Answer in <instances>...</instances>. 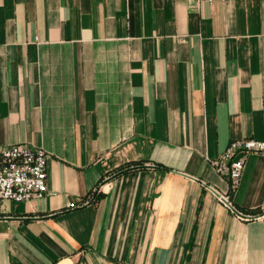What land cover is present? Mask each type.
I'll use <instances>...</instances> for the list:
<instances>
[{
  "label": "crops",
  "instance_id": "obj_1",
  "mask_svg": "<svg viewBox=\"0 0 264 264\" xmlns=\"http://www.w3.org/2000/svg\"><path fill=\"white\" fill-rule=\"evenodd\" d=\"M264 0H0V146L48 153L0 204V264H264Z\"/></svg>",
  "mask_w": 264,
  "mask_h": 264
},
{
  "label": "built area",
  "instance_id": "obj_2",
  "mask_svg": "<svg viewBox=\"0 0 264 264\" xmlns=\"http://www.w3.org/2000/svg\"><path fill=\"white\" fill-rule=\"evenodd\" d=\"M253 154L264 155V140H234L218 158L211 160L216 171L230 183V193L219 194V200L242 220L252 216L234 205L231 193L238 189L246 161ZM47 158L45 149L25 143L0 146V204L4 200L21 202L43 198L48 191Z\"/></svg>",
  "mask_w": 264,
  "mask_h": 264
}]
</instances>
